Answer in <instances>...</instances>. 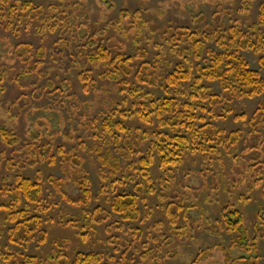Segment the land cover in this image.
I'll return each instance as SVG.
<instances>
[{
  "label": "trees",
  "instance_id": "obj_1",
  "mask_svg": "<svg viewBox=\"0 0 264 264\" xmlns=\"http://www.w3.org/2000/svg\"><path fill=\"white\" fill-rule=\"evenodd\" d=\"M254 2L243 0V5L249 10ZM59 3L43 6L35 5L32 0H0V44L5 45L7 55H0V60L6 61L9 69H14L17 61L23 64L16 75L9 77L19 87H31L34 92L40 90V97L50 87L51 93L46 94L58 95L63 106L66 99L70 100L67 107L69 121L64 123V128L70 124L69 129L54 132L53 136L61 133L73 141L74 135L84 128L91 139H98L90 149L97 154L102 179L109 183L100 186L99 193L94 195L90 174L83 166V156L62 144H41V128L26 149L17 147L20 139L13 130L0 128V138L14 155L8 159L5 152L0 153V162L6 160V167L11 172V176H0V264H110L113 261L114 264H136L134 257L147 243L141 241L142 229L133 224L146 225L149 217V212L147 216H141L140 202H146L148 196L156 193L163 202L175 198L169 193L175 180V169L191 155L201 156L219 172L213 178L214 191L221 186L219 180L214 179L222 176L227 180L223 190L235 198L220 210L221 226L232 235L230 245L220 247L226 264H237L238 261L240 264H260L264 207L256 213L250 233L241 205L258 195L264 197V98L251 115L236 113L234 103L264 95V76L251 67L243 53L253 52L264 69V0L259 5L256 21L249 25L235 20L227 26L225 9L224 13L217 11L210 21L200 14L196 21L203 25L195 28L159 25L145 20L138 10L122 9L109 29L95 33L86 22L84 28L78 22L79 16L73 9L81 8L77 0H59ZM84 16L89 17L88 14ZM110 30L130 40L136 47L135 52L127 54L126 43L109 35ZM24 31L41 36L42 40L59 34L51 48L52 55L68 58L66 71L78 69V80L84 92L95 91L97 79L113 80L119 99L105 102L106 110L97 114H93V100H85L84 112L79 114L83 104L63 88H55L49 78L51 71L42 68L45 60L49 56L52 58L49 48L45 45L34 48L27 42L13 44L11 36L2 33L21 37ZM143 42L149 47L143 46ZM211 43L219 50L209 46ZM167 68L172 71L165 73ZM7 78L8 73L0 74V95L5 91L3 83ZM56 78L61 75L57 73ZM44 79L48 87L40 85ZM64 82L71 85L68 79ZM215 84L220 87L219 92L214 89ZM151 90H161L164 96L157 97ZM231 116L248 130L242 127L227 130L217 123L225 122ZM21 155L24 160L19 159ZM41 161L59 165L63 171V176L47 177L48 194L41 181L23 173L25 168L34 167ZM229 162L231 172L226 169ZM155 169L161 172L157 177L159 192L153 175ZM38 178L42 180V177ZM130 182L134 183L132 191H118L120 186ZM67 187L76 189V193ZM55 196H59L58 201L49 199ZM99 197L107 199L111 211L123 222L131 224L132 240L129 244L121 241L126 247L119 259L114 260V255L98 251H76L70 258L64 250L69 248L67 240L58 241V251L49 254L45 260L22 251L28 250L34 242H47L48 227L53 223L74 228L81 241L84 242V238L87 241L92 234L84 231L83 221L67 220L70 215L67 209H60L62 217L47 216L62 202L71 208H84ZM190 207L193 205L184 206L182 200L167 203L165 212L170 218L172 235L178 233L177 237L183 238L192 232L194 225L178 226L181 213L188 222ZM201 211L204 213L203 209ZM102 214L105 212L98 205L85 216L96 225L106 220ZM161 227L156 228L160 234ZM120 228V222L110 225L107 231L110 230L111 235L108 236ZM123 231L126 233L124 228ZM170 237L173 236L164 238ZM118 240L120 237H111L109 241L115 245V251L119 250ZM214 249L200 248L191 264H199ZM235 249L242 253L238 259L232 256ZM140 256L144 261L137 264H147L145 254Z\"/></svg>",
  "mask_w": 264,
  "mask_h": 264
},
{
  "label": "rangeland",
  "instance_id": "obj_2",
  "mask_svg": "<svg viewBox=\"0 0 264 264\" xmlns=\"http://www.w3.org/2000/svg\"><path fill=\"white\" fill-rule=\"evenodd\" d=\"M35 5L46 6L49 3H59V0H32ZM263 0H255L253 6L246 10L243 5V0H77L79 10L73 8L78 14V22L84 28V22L89 24L92 33L110 28V23L119 17L120 11L122 9L138 10L140 11L142 17L145 20L153 21L159 25L171 24L174 26L185 25L192 28L202 26L203 24H197L196 19L200 14H204L208 17L207 21L213 18V15L217 11L224 13L226 10L224 19L227 22V26L232 24L235 20H241L245 24H251L257 19L259 5ZM88 14L89 17L86 18L84 15ZM145 32L148 31L146 27ZM6 35L11 36V43L19 44L23 42L30 43L34 48H38L41 45H45L49 48V56L45 60L43 69H48L51 71L50 79L55 88H63L68 91L69 94L76 96V98L83 104L82 108L79 109L78 113L82 114L84 112V101L93 100V114H97L98 111L106 110L105 102L117 101L118 93L115 88V82L113 80H101L97 79V89L90 94H86L82 88V84L78 80L77 72L78 69H72L66 71L69 66V60L65 55H52L53 43L60 37L59 34H52L48 39L42 40L41 36L34 33L23 32L21 37H15L10 35L8 32H2ZM116 36L117 39L126 43L127 54H133L136 47L128 39H123L117 33L112 30L109 31V35ZM76 43L74 44V46ZM143 46L149 47L145 42ZM209 46L219 50V48L211 43ZM5 45L0 44V55L7 57L5 54ZM244 55L249 61L251 67L255 70L260 71L264 76V69L258 61V57L251 51H244ZM54 59V60H53ZM151 59V58H149ZM177 59L173 58L176 62ZM23 64L20 61L16 62V67L14 69H9L7 62L0 60V71L2 73H8V78L5 80L4 88L5 91L1 92L0 95V128H6L8 130H13L20 139L19 145L17 147L27 148V145L32 143L33 135L38 133V129L41 128L43 137L40 140L41 144L50 143L54 146L60 144L64 145L67 149H71L79 152L84 159V168L89 172L91 181L93 183L94 195L99 193L100 186L107 185L109 182L103 180L101 177V164L97 158V154L93 153L90 148H94V142L98 139H91L84 128L76 133L75 139H71L63 136L61 133L53 136L54 132H62L63 129H69L70 124L64 128V123L68 122V111L67 107L70 100L66 99L65 106L60 104L59 96L56 94H46V92L51 93L52 88L48 87L47 80L44 79L40 82L45 84L48 89L45 94L40 97L38 93L31 87H19L15 82H13L9 77L16 75ZM6 71V72H5ZM172 71V68H167L165 73ZM0 72V74H2ZM60 74L61 78H56V74ZM68 79V83L64 80ZM71 86V87H70ZM217 92L220 91V87L215 84L214 88ZM150 91V89H148ZM157 97H163L164 93L161 90H151ZM261 97H255L252 99L236 100L234 103L236 113L245 112L251 115L260 105ZM103 100V102H101ZM24 102V106L21 103ZM92 103V101H91ZM81 104V105H82ZM112 104V103H111ZM234 117L231 116L229 120L223 122H217L220 126L227 130H234L238 127H242L248 130V127L243 125L241 122H236L233 120ZM42 121V124H40ZM114 150V147H111ZM5 152L8 159L13 158V153L11 148L7 147L2 139L0 138V153ZM20 160H24V156L19 157ZM2 164V170H0V176L4 177L7 175L11 176L10 170L6 167V160L0 162ZM231 163H227L226 169L231 172ZM19 169V168H17ZM210 170V171H209ZM212 171V172H211ZM208 172L206 175L205 173ZM25 175H28L35 181H41L44 186L46 194H48L47 188L50 187L47 177L49 175L63 176V171L60 166H53L48 164V162H39L36 166H28L23 170ZM161 174L159 170H154L155 182L157 184V192L160 191V186L158 182V176ZM219 172L215 171L213 165L208 161L203 160L199 155H191L186 159L184 164L179 168L175 169V180L173 182L172 188L169 190L171 195L176 197L169 199V201H174L178 203L182 200L183 205H193V207L188 208V222L186 219L180 217L178 219L179 225L193 226L192 232L187 237H177L179 234L172 235L174 232L169 226V216L165 212L168 202H163L158 197L157 193L147 197V201L140 202L141 216H147L149 212V217H147L146 225L143 223H134L133 226L140 227L143 231L141 238L142 242H146L145 247H141V252H138L134 257V262L140 263L144 261V257H141V253H144L147 257V264H191L192 261L197 256L200 248H212L215 249L212 253L199 261V264H226L225 256L223 251L220 249L221 246L228 247L231 242L232 235L226 233L220 223V210L221 206L233 201L235 198L229 196L223 190L226 179L223 180L221 177H216L214 180L221 183L218 185V189L214 191L213 178L217 176ZM38 176L42 177L39 180ZM2 179L0 178V183ZM12 181V180H11ZM9 181V182H11ZM231 182V179H230ZM134 183H128L118 188V191H132ZM69 190L76 193V189L67 187ZM51 189V188H50ZM243 189V187L241 188ZM52 190V189H51ZM53 191V190H52ZM114 194V193H112ZM259 194V193H258ZM257 194V195H258ZM254 198V197H253ZM50 200H59V196L53 198L49 197ZM98 205H101V209L104 210L106 220L99 224H91V220L85 216V213L95 209ZM264 207V197L258 195L252 199L247 204H242L241 208L244 210L247 218V226L250 233L253 232V223L255 221L256 213ZM60 209H67L70 211V215L67 220H81L84 223V231H88L92 234L84 242L79 238V233L76 232L74 228L62 226L57 223H53L48 227V241L45 243L34 242L30 245L28 250H23L24 253L36 255L39 259L45 260L49 254L56 253L59 249L57 242L61 240H67L69 248L64 249L70 258L74 256L76 251H98L103 253L112 254L115 256L114 260L120 258L122 252H124L125 247L121 245V241H126L130 243L132 240L129 222H123L118 215H115L111 211L110 203L107 199L99 197L94 199L91 204L84 208H71L65 203H61L59 208H53L50 216L62 217V211ZM203 209L204 213L201 211ZM120 222L122 228L119 230L114 229V234L111 235L110 230L107 228L112 225H117ZM145 223V222H144ZM188 223V224H187ZM162 226V227H161ZM158 227L162 229L157 232ZM124 230L129 233H124ZM47 229V225H45ZM95 231V234H93ZM77 233V234H76ZM165 236H173L170 239H165ZM111 237H120L118 240V251H115V245L110 243ZM155 238V240H153ZM123 239V240H122ZM261 247V259L260 264H264V239L260 241ZM126 251V250H125ZM242 253L235 249L232 252V256L238 259ZM108 262V260H107ZM110 264H114L110 262ZM237 264H240L239 261Z\"/></svg>",
  "mask_w": 264,
  "mask_h": 264
}]
</instances>
